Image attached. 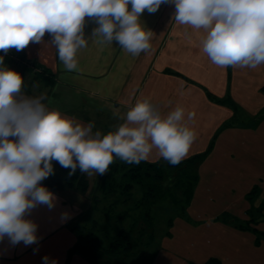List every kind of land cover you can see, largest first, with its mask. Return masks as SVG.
Listing matches in <instances>:
<instances>
[{
  "label": "clouds",
  "instance_id": "clouds-1",
  "mask_svg": "<svg viewBox=\"0 0 264 264\" xmlns=\"http://www.w3.org/2000/svg\"><path fill=\"white\" fill-rule=\"evenodd\" d=\"M165 3L174 4L177 24L206 32L202 51L213 64L255 69L264 63V0H0V51H21L48 33L64 68L76 71L90 18L98 25L92 33L97 44L116 41L138 56L150 49L152 38L141 14L155 13ZM22 86L20 73L0 67V241L7 237L12 245L38 242V225L26 217L39 205L55 206L53 193L41 184L54 174L53 161L70 169L69 176L77 168L103 175L114 157L138 165L155 148L177 165L195 140L180 106L161 116L149 99L137 100L117 130L102 134L93 131L92 122L49 110L43 96L23 95ZM42 259L49 264V257Z\"/></svg>",
  "mask_w": 264,
  "mask_h": 264
},
{
  "label": "crops",
  "instance_id": "crops-1",
  "mask_svg": "<svg viewBox=\"0 0 264 264\" xmlns=\"http://www.w3.org/2000/svg\"><path fill=\"white\" fill-rule=\"evenodd\" d=\"M174 14L172 3L162 4L155 13L145 10L141 14L140 22L152 31V38L150 49L138 56L125 52L116 41L97 44L92 33L98 25L86 18L84 36L88 43L77 52L76 71L68 72L64 68L48 33L39 43H30L21 51L13 48L7 55H0L4 57V65L0 67L20 73L23 95L45 97L43 102L49 110L75 117L83 124L92 122L95 125L93 131L99 130L97 119L106 117L112 120L110 130H117L137 100L149 99L161 116H166L177 106L183 107V123L196 134L184 159L205 152L213 140V149L205 160L223 165L220 169L228 172L235 171L243 162L225 158H222L223 162H216V155L235 156L233 151L226 153L227 149L234 148L230 136L235 137L237 132L228 128L232 119L238 114L246 117L247 113L259 115L261 109L264 111V63L255 69L213 64L202 51L206 32L177 24ZM37 64L52 71L57 80L49 85L37 79ZM209 93L219 99H232L240 108L219 103ZM115 109H119L117 115H114ZM189 113L194 114L191 120ZM146 161L166 160L153 148ZM52 163L54 165L56 161ZM49 181L50 176L41 184L53 193L55 206L49 209L39 205L26 217L38 225V242L29 246L23 242L12 245L5 237L0 241V264H43L45 256L49 257V264L51 261L56 264H95L87 262L80 252H71L76 236L70 224L85 211L87 202L84 206L68 199L72 193H77L73 189L71 192L69 188L51 190ZM261 193L264 194V189Z\"/></svg>",
  "mask_w": 264,
  "mask_h": 264
},
{
  "label": "rangeland",
  "instance_id": "rangeland-1",
  "mask_svg": "<svg viewBox=\"0 0 264 264\" xmlns=\"http://www.w3.org/2000/svg\"><path fill=\"white\" fill-rule=\"evenodd\" d=\"M260 112L259 115L247 113L246 117L240 113L232 119L228 128L237 132L235 137L230 136L234 148L227 149L226 153L230 150L235 156L227 157L225 153H220L214 158L216 162H223L222 158H225L243 163L235 171L228 172L227 169H220L224 168L223 165L204 160L196 169L199 179L190 201L186 200L182 188L174 187L176 171L166 165L168 177L157 181L159 189L156 191L163 196L151 205L146 202L140 205L137 199L143 196V190L135 186L124 194L130 197L129 201L115 203L112 214L116 218L111 220L105 217V212L109 208L107 205L114 204L113 199L100 202L97 206L91 200L95 190L80 192L73 189L77 193H72L68 199L84 206L85 201L87 203L81 216L70 224L76 236L71 252L83 255L79 245L89 239H80L79 235H83L85 228L87 231L95 230L103 244L108 242L103 228L109 230L111 236L122 228L129 230L136 227V231H140L143 226L140 213L150 209L152 220L149 231H154L153 236L139 240L141 245L138 249L126 256L132 264H205L212 258L219 259L221 264H264V204L261 206L264 202V194L261 193L264 189V111L261 109ZM97 121L96 127L102 134L111 131L112 120L109 117ZM116 160L119 158L114 157ZM54 165V171H61L58 162ZM88 176L96 185L101 177L95 173ZM63 177L67 178V171ZM49 183L51 190H65L57 179H50ZM255 187L259 191L251 199L249 194ZM56 193L59 194L58 191ZM251 217L255 219L250 221ZM238 224H250L251 227L242 230L237 227ZM74 225L75 230L72 229ZM83 257L86 259V255ZM86 261L89 262L88 259Z\"/></svg>",
  "mask_w": 264,
  "mask_h": 264
},
{
  "label": "trees",
  "instance_id": "trees-1",
  "mask_svg": "<svg viewBox=\"0 0 264 264\" xmlns=\"http://www.w3.org/2000/svg\"><path fill=\"white\" fill-rule=\"evenodd\" d=\"M3 53V51H0V55H3ZM31 64H33V62ZM35 68L39 70L36 74L37 79L43 80L49 85L53 84L57 80L56 75L49 69H46L39 64H37ZM210 96L219 103H230L237 109V105L234 104L232 99H219L212 94H210ZM213 144L214 141L212 140L210 146L205 152L184 159L177 165H171L168 161H141L137 165L128 164L120 159L116 160L109 166L108 171L105 174L101 175L99 181L97 182V185L95 184V181L92 184L88 174L81 173L79 168H77L75 174L69 176L68 173L71 170L62 167L60 169L61 171H54V174L50 175V179L54 181L57 179L59 185H62L64 188L77 189L80 190V192L86 190L88 191L89 189H92L93 191L95 190L96 193L91 197L93 198L91 200L92 202L97 204V206L100 202L113 199L114 204H112V206L111 203L110 205H107L109 208H107L108 210L105 212V217L111 220L114 217L116 218V215L114 213L112 214L114 206L120 201L123 203L129 201L130 197L125 196L124 194L130 192L135 186H138L143 190V196L140 199H137V202H139L140 205H142L144 202L150 203L149 205H151L163 196V194L159 195V193H156V191L159 189L157 181H162L163 178L168 177L165 165L172 167L171 169H174L176 171L174 176V178H176L174 180V187L179 189L182 188L186 200L190 201L194 194V186L199 179L196 169L200 164L203 163L209 152L213 149ZM53 167H55V165ZM66 171L67 178L64 179L63 174L64 172L66 173ZM168 190L169 189H167L166 191L170 192ZM258 191V188L255 187L254 190L249 194V196L251 195L249 198L252 199L253 194ZM263 204L264 202H262L261 206ZM102 209H105V207H103ZM140 215V219L143 223V226L140 227V231H136V227L129 230L126 228H122L114 236H111L110 231L103 228L105 232L104 237L106 240H108L106 244H103L101 242V238L95 230L89 229L87 231V229L85 228L83 235L82 233H80L79 236L80 239L88 237L89 241L85 244L80 243L79 250L82 251L83 255H86V258L91 263L132 264L131 262L126 260V256H129L132 252H135L138 249V247L141 245V243L139 244V240L143 241L144 237L150 239L149 236H153L154 232L149 231L152 220L150 209L146 212L142 211ZM254 219V217H251L250 221ZM96 221L97 220H95V222ZM146 222L148 223V225H146ZM132 224H134V222ZM237 227L244 230L246 228H250L251 226L250 224L246 226L243 224H238ZM75 228V225L72 226L73 230H75ZM136 238L138 239L136 240ZM205 264H221V261L217 258H212Z\"/></svg>",
  "mask_w": 264,
  "mask_h": 264
}]
</instances>
